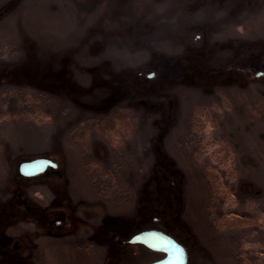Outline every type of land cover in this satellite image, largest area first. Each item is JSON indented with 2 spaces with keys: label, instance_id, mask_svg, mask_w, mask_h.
I'll return each instance as SVG.
<instances>
[{
  "label": "rangeland",
  "instance_id": "374dc122",
  "mask_svg": "<svg viewBox=\"0 0 264 264\" xmlns=\"http://www.w3.org/2000/svg\"><path fill=\"white\" fill-rule=\"evenodd\" d=\"M198 108L264 214V0H0V264H147L149 229L187 264H246L249 230L264 253L211 216Z\"/></svg>",
  "mask_w": 264,
  "mask_h": 264
},
{
  "label": "trees",
  "instance_id": "16d2710c",
  "mask_svg": "<svg viewBox=\"0 0 264 264\" xmlns=\"http://www.w3.org/2000/svg\"><path fill=\"white\" fill-rule=\"evenodd\" d=\"M191 120L192 128L199 137L195 153L197 158L194 159L203 165V177L207 183L211 201L210 208L212 204H216L222 210L220 215L211 214L218 228H264V214L258 211L250 201L238 205L230 190L236 178L234 151L223 140L217 141L211 138L210 131L213 128L214 119L210 112L198 108L193 111ZM236 207L244 211L247 216L231 213ZM252 233L254 230H249L242 236L237 257L242 258L246 264H259L256 258L264 257V253L260 251L262 243L249 242L246 238H249ZM250 255L256 258L254 257L255 259L251 261Z\"/></svg>",
  "mask_w": 264,
  "mask_h": 264
},
{
  "label": "water",
  "instance_id": "95a60500",
  "mask_svg": "<svg viewBox=\"0 0 264 264\" xmlns=\"http://www.w3.org/2000/svg\"><path fill=\"white\" fill-rule=\"evenodd\" d=\"M48 167L55 168L56 165L49 159L37 158L21 163L19 165V173L24 177H33L43 173ZM129 242L141 244L151 251L163 254L162 258L147 264H187V255L184 247L160 230H143L133 235Z\"/></svg>",
  "mask_w": 264,
  "mask_h": 264
},
{
  "label": "flooded vegetation",
  "instance_id": "af4514ba",
  "mask_svg": "<svg viewBox=\"0 0 264 264\" xmlns=\"http://www.w3.org/2000/svg\"><path fill=\"white\" fill-rule=\"evenodd\" d=\"M20 174V173H19ZM21 175V174H20ZM22 176V175H21ZM24 177V176H23Z\"/></svg>",
  "mask_w": 264,
  "mask_h": 264
}]
</instances>
